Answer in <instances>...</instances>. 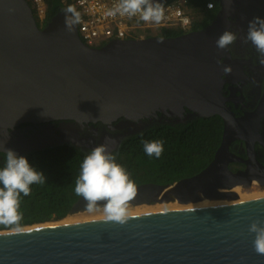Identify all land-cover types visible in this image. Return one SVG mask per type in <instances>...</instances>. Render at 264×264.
Here are the masks:
<instances>
[{
	"label": "water",
	"instance_id": "water-1",
	"mask_svg": "<svg viewBox=\"0 0 264 264\" xmlns=\"http://www.w3.org/2000/svg\"><path fill=\"white\" fill-rule=\"evenodd\" d=\"M243 2L222 0L218 17L199 31L112 40L96 48L84 43L78 23L71 30L66 26V14L72 18L67 9L41 29L27 0H0L1 152L12 149L20 156L26 147L72 142L37 140L23 147L21 138L8 137L9 129L23 123L71 121L66 129L76 134L84 124L183 116L187 110L192 117L220 116L224 122L222 144L205 170L172 185H136L128 202L173 200L178 210L131 215L123 224L59 221L0 231V264H264L249 232L254 221L264 222V196L197 204L255 178L229 169L234 156L228 148L244 120L235 118L222 94L221 59L229 57V46L216 45L223 32H232L230 17ZM86 203L80 196L71 215L89 211Z\"/></svg>",
	"mask_w": 264,
	"mask_h": 264
},
{
	"label": "trees",
	"instance_id": "trees-1",
	"mask_svg": "<svg viewBox=\"0 0 264 264\" xmlns=\"http://www.w3.org/2000/svg\"><path fill=\"white\" fill-rule=\"evenodd\" d=\"M29 3L30 1L27 0ZM171 0L166 4L171 3ZM187 13L192 24L187 30L182 28L139 29L128 39L142 37H179L189 32L199 31L210 25L220 9L215 0H186ZM214 2L215 10H208L207 4ZM47 14L44 21L33 9L38 26L43 29L61 11L68 9L59 0H47ZM164 5V4H163ZM162 6V5H161ZM104 42L95 46L102 48ZM224 122L220 116L199 117L186 124H162L154 126L124 141L116 162L122 165L135 185L154 183L172 185L191 178L205 170L214 160L221 146ZM164 141V151L157 159L144 151V142ZM89 153L71 144H62L28 153L31 165L44 172L47 181L31 185L28 196H20V212L23 219L20 227H29L59 222L71 215V210L80 196L75 193V181L80 175L81 165ZM6 162V154L0 158V168ZM17 226L0 225V231L13 230Z\"/></svg>",
	"mask_w": 264,
	"mask_h": 264
},
{
	"label": "flooded vegetation",
	"instance_id": "flooded-vegetation-1",
	"mask_svg": "<svg viewBox=\"0 0 264 264\" xmlns=\"http://www.w3.org/2000/svg\"><path fill=\"white\" fill-rule=\"evenodd\" d=\"M162 1L165 0H153L154 3ZM215 1L220 6L217 18L222 9V0ZM215 9L216 4L213 10ZM236 11H239V14L230 17V20H232V32L237 34V40L229 46V57L225 54L221 59L224 79L222 94L235 118L244 122L238 127L240 130L237 131L238 136L232 139L228 148L234 156L229 162V169L235 174L252 171L255 178L247 184L246 188L248 186L264 188V64L260 63L261 56L255 46L246 39L249 22L256 17L264 18V0H244ZM250 117H253V121L247 125ZM196 118L199 117H192L189 110L183 116H166L159 113L158 118L139 121L120 119L110 124L101 122L84 124L78 127L76 134L66 129L69 125H73L74 122L71 121L23 123L9 129L8 137L21 138L23 147L28 146L30 141L34 143L37 140H43L44 143L50 144L60 138H70L72 142L57 143L47 147L71 144L88 153L98 145L107 144L108 150L116 158L125 140L154 126L181 125ZM28 148H24L25 153L20 156L38 150L34 148L27 151ZM1 154L6 153L0 151V158Z\"/></svg>",
	"mask_w": 264,
	"mask_h": 264
},
{
	"label": "clouds",
	"instance_id": "clouds-1",
	"mask_svg": "<svg viewBox=\"0 0 264 264\" xmlns=\"http://www.w3.org/2000/svg\"><path fill=\"white\" fill-rule=\"evenodd\" d=\"M65 24L71 30L73 24L79 22V13L73 7L67 9ZM136 16L143 21L159 22L163 17V9L153 0H120V3L109 15ZM247 41L255 46L260 54V63L264 64V18L256 17L248 24ZM237 40V34L231 31L223 32L216 41L219 49H225ZM6 162L0 168V225H16V231L22 230L20 221V196L31 193V185L47 181L44 172L37 170L25 156H18L12 149H5ZM144 151L148 156L159 159L164 151L163 140L144 142ZM137 192L135 182L130 173L116 162L107 144H101L91 150L84 158L81 172L75 181V193L84 198L86 208L94 211L99 202L103 203L106 219L121 224L129 219L128 202ZM249 232L255 234V251L264 255V222L254 221Z\"/></svg>",
	"mask_w": 264,
	"mask_h": 264
},
{
	"label": "built area",
	"instance_id": "built-area-1",
	"mask_svg": "<svg viewBox=\"0 0 264 264\" xmlns=\"http://www.w3.org/2000/svg\"><path fill=\"white\" fill-rule=\"evenodd\" d=\"M38 18L44 21L47 14V0H29ZM64 7H73L79 13V35L87 45L95 47L112 40H125L139 29L182 28L187 30L191 24V16L187 13L186 0H176L162 5L163 17L157 21H143L139 15H109L120 0H59ZM213 10L214 2L207 4ZM144 38V37H142Z\"/></svg>",
	"mask_w": 264,
	"mask_h": 264
},
{
	"label": "bare ground",
	"instance_id": "bare-ground-1",
	"mask_svg": "<svg viewBox=\"0 0 264 264\" xmlns=\"http://www.w3.org/2000/svg\"><path fill=\"white\" fill-rule=\"evenodd\" d=\"M254 116V115H253ZM258 116V114H257ZM251 118V119H250ZM249 121H248V124H251L252 123V119L253 117H250ZM243 127V126H242ZM248 127V126H247ZM245 130V129H244ZM246 131V130H245ZM250 131V130H248ZM252 172V171H251ZM257 182V181H256ZM256 184V183H254ZM252 185V184H251ZM257 185V184H256ZM260 185V184H259ZM249 187V186H248ZM242 189H243V186H239V187H236L234 188L231 192L232 194L231 195H228V196H225L228 192L229 194L231 193L230 191H222L225 195H223L222 197L218 198V199H214V200H206V199H199L197 202V204L199 205H206V204H212V203H217V202H221V201H227V200H235V199H245V198H251V197H254V196H264V193H250L249 195H243L242 194ZM249 190V189H248ZM251 190V189H250ZM246 190H244L243 192H245ZM168 192V191H167ZM226 192V193H225ZM250 192V191H248ZM246 194H247V191H246ZM184 196L186 195H183L182 198H184ZM173 200H170L169 203L167 204H159V205H156L154 208H151L150 207H147L145 209H140L135 212H129L130 215H142V214H151V213H159V212H172V211H176L180 208V204L179 203H174L173 204ZM144 207V206H142ZM146 207V206H145ZM152 207V206H151ZM74 219V218H72ZM72 219H66L64 221H62L60 224H64V223H72V222H80V221H87V220H96V219H106V216H98V217H93L92 218H86V219H77V220H72Z\"/></svg>",
	"mask_w": 264,
	"mask_h": 264
},
{
	"label": "rangeland",
	"instance_id": "rangeland-1",
	"mask_svg": "<svg viewBox=\"0 0 264 264\" xmlns=\"http://www.w3.org/2000/svg\"><path fill=\"white\" fill-rule=\"evenodd\" d=\"M249 189V190H248ZM251 189V190H250ZM244 190H246L247 191V194H246V191L245 192H243ZM248 191H250V192H248ZM264 193V188H260V187H257V186H255V187H253V188H250V187H248V188H246V187H243V189H242V194L243 195H249L250 193L252 194V193ZM226 193V192H225ZM261 196V195H260ZM254 197H256V196H254ZM175 202H173V204H174ZM164 204H167V203H164ZM156 205H159V204H154V205H140V206H132V205H129L128 204V211L129 212H135V211H137V209L138 210H140V209H145V208H147V207H150V209L151 208H154ZM142 206H144V207H142ZM146 206V207H145ZM152 206V207H151ZM92 216L93 217H98V216H106V213L103 211V208L102 209H97V210H94V211H85V212H80V213H77V214H73V215H70L69 217H67L66 219H72V218H74V219H72V220H81V219H88V218H92ZM66 219H64V220H66ZM64 220H62V221H64Z\"/></svg>",
	"mask_w": 264,
	"mask_h": 264
}]
</instances>
